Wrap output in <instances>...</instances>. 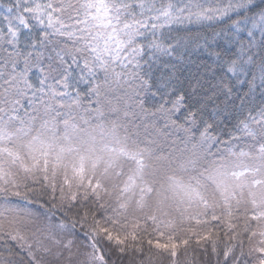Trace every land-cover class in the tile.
Listing matches in <instances>:
<instances>
[{
	"label": "snow or ice",
	"instance_id": "1",
	"mask_svg": "<svg viewBox=\"0 0 264 264\" xmlns=\"http://www.w3.org/2000/svg\"><path fill=\"white\" fill-rule=\"evenodd\" d=\"M192 246L264 264V0H0V264Z\"/></svg>",
	"mask_w": 264,
	"mask_h": 264
},
{
	"label": "trees",
	"instance_id": "2",
	"mask_svg": "<svg viewBox=\"0 0 264 264\" xmlns=\"http://www.w3.org/2000/svg\"><path fill=\"white\" fill-rule=\"evenodd\" d=\"M216 222H213L215 224ZM226 241L223 240V234L221 233V247ZM147 251V245L145 246ZM155 251V249H153ZM204 259L203 252L199 247L192 246L185 251L183 247L178 250L177 260L179 264H201V261Z\"/></svg>",
	"mask_w": 264,
	"mask_h": 264
}]
</instances>
